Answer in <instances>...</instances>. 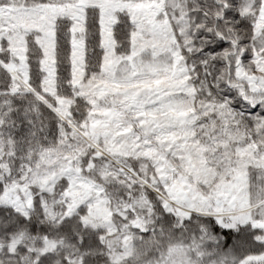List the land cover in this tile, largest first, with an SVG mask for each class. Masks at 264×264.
<instances>
[{
  "label": "snow or ice",
  "instance_id": "obj_1",
  "mask_svg": "<svg viewBox=\"0 0 264 264\" xmlns=\"http://www.w3.org/2000/svg\"><path fill=\"white\" fill-rule=\"evenodd\" d=\"M0 264H264V0H0Z\"/></svg>",
  "mask_w": 264,
  "mask_h": 264
}]
</instances>
